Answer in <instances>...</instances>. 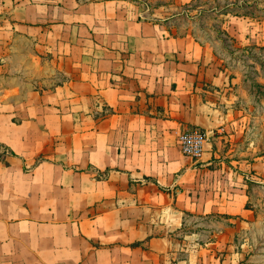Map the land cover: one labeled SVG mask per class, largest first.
Wrapping results in <instances>:
<instances>
[{
    "label": "crops",
    "instance_id": "crops-1",
    "mask_svg": "<svg viewBox=\"0 0 264 264\" xmlns=\"http://www.w3.org/2000/svg\"><path fill=\"white\" fill-rule=\"evenodd\" d=\"M136 11L0 0V264H244L235 78ZM188 125L208 131L200 158Z\"/></svg>",
    "mask_w": 264,
    "mask_h": 264
},
{
    "label": "rangeland",
    "instance_id": "rangeland-1",
    "mask_svg": "<svg viewBox=\"0 0 264 264\" xmlns=\"http://www.w3.org/2000/svg\"><path fill=\"white\" fill-rule=\"evenodd\" d=\"M126 1L140 17L162 21L171 34H191L235 78L234 107L245 127L225 160L249 185L246 206L254 210L255 219L240 226L232 244L244 264H264V0ZM254 158L258 169L251 167Z\"/></svg>",
    "mask_w": 264,
    "mask_h": 264
},
{
    "label": "built area",
    "instance_id": "built-area-1",
    "mask_svg": "<svg viewBox=\"0 0 264 264\" xmlns=\"http://www.w3.org/2000/svg\"><path fill=\"white\" fill-rule=\"evenodd\" d=\"M209 139L208 131L200 127L182 128L178 135V144L183 154L200 158Z\"/></svg>",
    "mask_w": 264,
    "mask_h": 264
},
{
    "label": "trees",
    "instance_id": "trees-1",
    "mask_svg": "<svg viewBox=\"0 0 264 264\" xmlns=\"http://www.w3.org/2000/svg\"><path fill=\"white\" fill-rule=\"evenodd\" d=\"M225 34H226L228 37H230L229 34H228L227 32H225Z\"/></svg>",
    "mask_w": 264,
    "mask_h": 264
}]
</instances>
